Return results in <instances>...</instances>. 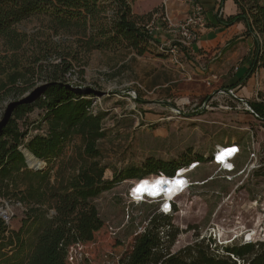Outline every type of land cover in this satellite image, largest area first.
Masks as SVG:
<instances>
[{
  "label": "rangeland",
  "instance_id": "rangeland-1",
  "mask_svg": "<svg viewBox=\"0 0 264 264\" xmlns=\"http://www.w3.org/2000/svg\"><path fill=\"white\" fill-rule=\"evenodd\" d=\"M132 11L145 16L140 22L151 23L149 29L155 39L143 45L145 50L141 54L126 47L84 52L75 45V37L63 32L55 34L47 17L34 16L18 25L27 37L22 49L8 51L0 40V56L18 55L21 69L25 66L36 69L35 76H30L33 89L56 70L54 66H59L57 69L62 72L68 61L72 68L66 78L80 85L74 87L77 90L92 91L91 112L101 116L104 131L98 142L101 153L98 160L106 168L105 178L116 181L92 201L110 236L129 246L134 235L158 212L160 204L150 198L132 201L131 193L139 180L118 182L119 173L131 167L141 168L149 158L184 166L199 162L201 156L204 160L189 173V189L177 199L179 207L173 221L181 232L173 250L202 238L205 244L211 242L212 248L264 241V174L246 171L228 175L218 171L210 158L216 145L236 141L244 146L252 135L262 146L261 121L237 101L218 94L228 86L214 79L203 81L190 49H182L180 63L172 58L169 50L176 35L169 28L168 19L176 22L185 17L186 0H133ZM190 61L196 66H188ZM254 80L255 91L259 90V98L263 100L264 80L261 75ZM31 92L17 97L25 98ZM14 101L13 96L0 101V129L14 118L11 110ZM205 101L207 107L203 106ZM249 101L257 100L249 98ZM40 113L35 110L26 117L24 129L30 134L46 131V124L40 123ZM81 145L80 137H76L65 146L61 156L43 160L46 166L42 170L50 172L51 183L61 169L66 175L72 170ZM247 157L243 148L237 161L238 170L244 168ZM27 168L35 170L31 165ZM44 208L48 210L45 218L51 219L55 210L49 205ZM0 217L11 230H19L26 207L11 199V195L1 193ZM42 227L41 222L37 225L32 220L26 225L24 232L31 235L30 247L33 232ZM108 241L102 244L103 249L110 247Z\"/></svg>",
  "mask_w": 264,
  "mask_h": 264
},
{
  "label": "trees",
  "instance_id": "trees-1",
  "mask_svg": "<svg viewBox=\"0 0 264 264\" xmlns=\"http://www.w3.org/2000/svg\"><path fill=\"white\" fill-rule=\"evenodd\" d=\"M132 1L0 0V40L8 51L22 49L27 37L18 25L31 17L43 16L55 34L63 32L75 37V45L84 52L126 47L141 54L145 50L143 45L155 39L148 28L151 23L140 22L145 16L133 13ZM234 2L237 14L228 18L218 16V22L223 26L243 22L245 34L254 35L253 58L246 73L250 76L264 68V3ZM20 61L18 55L0 56V101L8 96L15 98L11 104L14 118L0 129V194L11 195V199L24 205L26 217L19 230H11L0 217V264H264V241L212 248L211 242L205 244L203 238L173 250L181 231L171 215H156L127 247L110 236L92 201L116 182L105 178L106 168L98 160V142L104 131L101 116L91 112L92 91L74 88L80 85L66 78L72 68L68 61L62 72L54 66L56 70L33 89L30 76H35L36 69H21ZM27 92H31L29 96L18 99ZM252 105L264 113L263 103ZM35 110L41 112L40 123L46 124L43 134H30L24 129L26 117ZM76 137L81 139V151L68 175L61 169L51 183L49 171L27 168L25 149L42 161L50 160L61 156L65 146ZM198 160L204 158L200 156ZM179 167L174 161L149 158L141 168L125 169L116 180H153L148 176L159 173L173 176ZM46 205L55 210L51 219L45 218ZM30 220L43 225L33 232L31 247V235L24 232ZM167 226L171 227L167 237H161L160 229ZM107 239L108 250L102 247Z\"/></svg>",
  "mask_w": 264,
  "mask_h": 264
},
{
  "label": "crops",
  "instance_id": "crops-1",
  "mask_svg": "<svg viewBox=\"0 0 264 264\" xmlns=\"http://www.w3.org/2000/svg\"><path fill=\"white\" fill-rule=\"evenodd\" d=\"M199 1L205 9V25L200 29L199 38L190 52L195 56L193 59L198 61L197 69L203 81L214 79L232 87L248 100H257L259 90L255 91L254 79L261 75L264 80V68H258L250 76L246 74L253 58L255 37L245 34L246 26L243 22L230 26H223L218 22V16L228 18L237 14V5L234 0H225L223 3L221 0ZM196 64L192 61L187 63L188 66Z\"/></svg>",
  "mask_w": 264,
  "mask_h": 264
},
{
  "label": "built area",
  "instance_id": "built-area-1",
  "mask_svg": "<svg viewBox=\"0 0 264 264\" xmlns=\"http://www.w3.org/2000/svg\"><path fill=\"white\" fill-rule=\"evenodd\" d=\"M187 6H188V12L186 13L185 17H183L181 20H178L176 22L169 20L168 26L172 29V31L175 33L176 38L173 42V45L170 47V54L173 59L176 60L177 63L179 61L180 53L182 52V49L188 48L191 49L194 44L197 42L199 38V32L200 29H202L205 25V18L206 13L203 5L200 3L199 0H186ZM150 28V26L148 27ZM182 66V65H181ZM218 94H225L230 97V99L237 101V103L244 106V109L250 113L253 117L260 120L262 123L261 129L262 132H264V113L261 114L258 112L251 102L240 96L238 92H236L234 89H220ZM258 102H262L264 105V100H260V98H257ZM210 102V101H209ZM203 106H208V101H205ZM177 113L180 114V111L178 109H175ZM262 146L259 143V141L255 140L254 136L252 135V138L250 141L246 143V145H242L238 142H231L228 144L223 145H216L214 152H213V158H211V163L216 165L218 167V171L227 173L228 175L235 176L236 173H244L246 171L248 172H254L258 171L264 174V138L262 141ZM229 145H236L233 147H228ZM243 148L246 149L247 153V162L243 169L238 170V163L241 154L243 153ZM236 150L232 155H228L226 159L219 158L222 151H228V150ZM199 165V162H190L188 165L180 166L174 173L173 176H168L169 180H176L180 179L181 184L179 186V190L177 192V195L172 197L170 200L165 199V195L163 194L160 197L157 198H150L154 201H159V207L158 212L153 214L154 218L156 215H171L174 216V214L177 213V199L184 194L190 186V178L189 173L192 172L197 166ZM164 173L159 174H153V177L158 175H163ZM231 177V176H229ZM164 193V192H163ZM132 201L138 202L141 201L139 199V195L135 194V190L131 193ZM148 198V197H145ZM175 204L176 207L175 208ZM152 218L148 221L146 226L142 228L139 232H144L145 229L150 225ZM171 227L167 226L160 229V236L166 238V232L170 230ZM203 239V238H202ZM248 243V242H245Z\"/></svg>",
  "mask_w": 264,
  "mask_h": 264
},
{
  "label": "bare ground",
  "instance_id": "bare-ground-1",
  "mask_svg": "<svg viewBox=\"0 0 264 264\" xmlns=\"http://www.w3.org/2000/svg\"><path fill=\"white\" fill-rule=\"evenodd\" d=\"M236 145H229L228 147H233ZM236 150H228V151H222L219 158L226 159L228 155H232ZM29 162L30 165L44 168L46 166V163L42 160H38L33 158L31 155L29 156ZM166 177V178H163ZM153 180L145 178L143 180H139V182L135 183L133 190H135V194L139 195V199L142 201L145 199V197L148 198H157L165 195V199H171L175 195H177V192L179 190V186L181 184L180 179L176 180H169L168 176L163 174L152 177ZM163 178V179H160ZM159 183L158 182H161ZM164 192V193H163Z\"/></svg>",
  "mask_w": 264,
  "mask_h": 264
},
{
  "label": "water",
  "instance_id": "water-1",
  "mask_svg": "<svg viewBox=\"0 0 264 264\" xmlns=\"http://www.w3.org/2000/svg\"><path fill=\"white\" fill-rule=\"evenodd\" d=\"M24 154H25V157H26V161H27V164L30 165V162H29V156L31 155L33 158L35 159H38L33 153H31L30 151H28L27 149H25L24 151ZM210 158H213V155H211ZM40 160V159H38ZM33 168L35 169H41L40 167H36V166H33Z\"/></svg>",
  "mask_w": 264,
  "mask_h": 264
},
{
  "label": "snow or ice",
  "instance_id": "snow-or-ice-1",
  "mask_svg": "<svg viewBox=\"0 0 264 264\" xmlns=\"http://www.w3.org/2000/svg\"><path fill=\"white\" fill-rule=\"evenodd\" d=\"M159 183H162V181H161V182H158V184H159Z\"/></svg>",
  "mask_w": 264,
  "mask_h": 264
}]
</instances>
